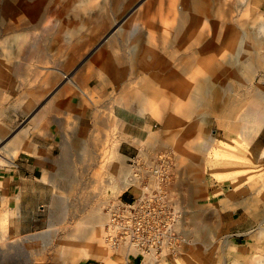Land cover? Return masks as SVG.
<instances>
[{
	"label": "rangeland",
	"instance_id": "rangeland-1",
	"mask_svg": "<svg viewBox=\"0 0 264 264\" xmlns=\"http://www.w3.org/2000/svg\"><path fill=\"white\" fill-rule=\"evenodd\" d=\"M6 1L7 0H0V42L8 38L10 32L14 29L25 32L23 22L19 21L22 18L20 9L16 8L14 12H7ZM36 1L40 0H24V2L20 3L19 7L32 5V3ZM42 1L44 2L43 9L36 17L34 24L40 28L45 26L51 28L52 26L54 32H50L47 42L45 43L48 50L53 48L52 46L57 42L58 38L55 34L63 29H69L75 32V42L81 40L90 43L68 72L69 74L74 73V75L81 74L86 71L84 68L85 65L89 62L92 63L90 69L84 72V74L86 77L90 76L91 81L87 82L92 84L93 89L90 91L86 89V91L92 93L94 91L96 96H98L100 92V104L90 109V113L88 114L93 112L94 114L91 119V116L85 118L82 125L87 130L86 133L88 135L101 133L102 139L108 140H106L108 145L105 146L104 153H102L100 157L103 162H101L100 159L98 167L90 170L89 173L87 171L83 175L85 192L84 190L83 192L79 191L69 197L63 187L56 189L48 180L43 181L41 179L44 172H47V179L51 177L52 174L60 173V171H62L61 167L70 161H68V159H63L61 156V133H54L53 136L48 137H44L39 133H33L29 136L27 141L34 144L37 149L35 156L33 157L24 152H20L12 167L3 166L0 169V178L7 179L8 182H11L13 178L17 179L19 176L21 177V185L19 188L13 189L9 187L10 191L4 192L7 199L5 203L3 202V198L0 197V243L4 242L1 239L3 233L7 235L5 239H13L11 243L0 246V264H66L60 254L61 250H63L61 246L63 243L62 238L65 239V235L68 236L69 233L75 232L76 225L78 222H82V220L83 224L86 223L88 228L90 216L99 202L101 204L102 202H107L110 199L119 197L126 200L127 195H130V191H127L129 187L121 192L107 188L99 193V189L96 186L88 184L89 179H87L95 174L98 168L100 171L103 170L101 176H104L102 178L108 176V169L102 165L107 161L106 158L111 153L110 146L116 143L115 139L121 143L119 147L120 154L128 156L129 158H134L141 154L142 150L144 152L147 151L148 154L149 152L153 153V151L172 152L182 172L176 185L177 192L181 195L182 203L185 205L187 211L191 212L194 208V205L190 202L192 187L197 186L200 189L196 204L204 216V220L208 222V228L213 230V233L210 236L208 235L211 238H208V247L205 242H198L195 245L185 248L184 252L180 255L165 260L162 264H264V158H261L264 152V126H260L258 127L260 129H258L256 128L257 126H255V122L249 123V128H252L250 133L253 132L251 134L247 132L246 135L233 126V122H236V120L238 121V118H240L239 115L249 106L254 97L255 89L259 87L264 88V61L253 76L248 77L240 74L239 78L241 79H237L238 82H241L240 84L231 78L219 77L218 86L220 84L219 90L224 97L220 101L223 111H214L212 113L209 107L208 115H206V122H197L198 131L189 135L188 133L180 132L179 128L169 130L167 131L168 133H161V122L151 111H145V113L141 115L125 114V117H130L132 123L131 126L124 125L122 127L123 133H121V129L117 128L114 123H110L105 131L102 129V131L99 130L98 132L96 131V116L103 113L102 116L104 119L106 121L109 119V115L111 113L113 114L112 111L115 107V101H117L119 97H122L123 88L121 82L116 85V89L114 90L102 87V76L108 77L112 72L97 66V63L93 65L96 59H104L99 50L107 44H110L112 40H116L120 46H123L124 37L121 33V27L129 25L134 19L138 24L140 23L139 26L144 25L147 32H149L148 26L151 23L157 26V33L158 31L163 32L165 26L173 22V18H169L168 14L172 0H138L129 6L126 4L128 0H121V8H119L118 11H110L109 8L107 10L105 7L103 13L100 11L99 7L105 2L106 5H104L107 6L111 1ZM244 1L245 0H208V40L212 39V36H215L216 32L218 33L215 37L220 36L221 38V34L223 35L226 31V25L224 24L226 22H229L230 28L236 31H240L241 26L239 25L243 24L246 34L258 33V35H264V0H253L252 4L249 5H245L246 3H244ZM140 2L142 6H149V10L147 9L145 11V13L148 12L147 15H136L135 8L138 7ZM180 3L181 0H178L177 7H181ZM174 4H176V0H174ZM12 14L15 16L14 20L12 19ZM102 22L105 23L106 26L103 30H100ZM214 24L217 26H212ZM201 25L202 24L197 28L198 30L201 28ZM214 27L215 31L213 29ZM11 28L14 29L8 31V29ZM155 40H158L157 43L161 45L164 39L158 34ZM233 41L234 40H229L227 43H219L218 47L208 46V52L206 53L207 57L203 60L199 59L194 71L199 70L207 61L209 65L211 62L221 59L225 51H227V45L232 44ZM30 45H32V43H29L26 49ZM121 53L125 54L126 51L121 50ZM262 53H264V50H262ZM148 56L149 55L146 54L144 57L147 58ZM198 57L199 55L197 54V60ZM147 59L153 61V58L150 56ZM54 60L55 59L51 60L46 65L43 64V66H39V70L42 71L41 69H47V67H59L53 65ZM28 62L37 61L30 59L27 53H22V57L6 59L3 64L0 63V71L3 69V66L6 67V72H8L10 75L9 77H12L11 79L16 82L15 85H23L22 80L15 75V71L20 73L19 76L26 72L25 64ZM185 79L186 78H179L172 81V83H177V81L179 82L180 80L184 81ZM242 80H244V82ZM3 86L6 85L0 82V87ZM10 95V89L6 90V92L3 90V92L0 93V109L3 107L15 108L13 107L15 105V98ZM7 97H9L10 100L5 102L4 99ZM116 98L118 99L116 100ZM110 104L114 107L110 106ZM237 104L241 105L237 109L236 114L234 117L228 118L227 115L234 110V106ZM10 114L17 128L24 126L29 120V116L20 117L18 114H15L13 110ZM185 122L189 123L190 119H187ZM202 128L203 133H200L199 130H202ZM124 134L130 135L131 139L124 137ZM152 134L155 138H160H158L160 143H154ZM212 138H214L215 141L210 150L204 148L202 151H196L192 147L194 143L203 144L205 141ZM165 140L167 142H163ZM162 142L165 143L168 148H166V145ZM80 153L77 152L75 157L83 161L80 159ZM106 154L108 156H106ZM250 154L254 156L252 159L249 158ZM41 156H43V158H41ZM45 158H47V160ZM114 158L118 157L113 156V159ZM195 158H197L199 164L196 169H190V163ZM85 160H88V157H86ZM86 163L85 161L84 164ZM129 163L130 160H126V166H129ZM67 164L72 166L73 163L71 161ZM79 170L80 169H77L78 173L81 172ZM95 188L97 191H95ZM55 194L63 196L64 201L62 204H54L56 200ZM93 194H97L98 196H93ZM90 195L91 198H94V201H85ZM222 199L225 200L221 201ZM81 205L84 206V210L76 217L75 213H72V211L76 212V210L74 211L73 209ZM72 206L74 207L72 208ZM104 207L102 205L105 214L106 211ZM70 208H72L71 211ZM226 212L235 213L234 218L231 219L232 223L230 224H227L223 217V213L225 215ZM4 214L8 215V222L6 225L2 220ZM242 224L245 226L246 233L243 235L239 233L240 235L237 237V227ZM56 228H60V231L57 233L55 231ZM43 232L48 236L47 241H51L48 246L44 245L43 242L38 243V241L26 239L30 234H40ZM1 240L3 242H1ZM29 240L31 241L30 243ZM103 240V253L101 256L109 255L110 257H115L117 252L118 254L123 253V249H112L106 240V234H104ZM6 241L8 240H5V242ZM86 260L88 259H84L77 264H83ZM96 260H98V262L100 261V259Z\"/></svg>",
	"mask_w": 264,
	"mask_h": 264
},
{
	"label": "bare ground",
	"instance_id": "bare-ground-1",
	"mask_svg": "<svg viewBox=\"0 0 264 264\" xmlns=\"http://www.w3.org/2000/svg\"><path fill=\"white\" fill-rule=\"evenodd\" d=\"M105 1H111V2L107 6H105L106 2L104 3L105 5L103 4L101 6L100 4L101 7H99V9L102 13L105 10V7L107 10L109 8L110 11L112 10L118 11V9L121 8V4H120L121 0H105ZM137 1L138 0H128L126 4L127 6H129L130 4H133ZM22 2H24V0L6 1L7 12L10 11L14 12L16 8L20 9V13H21L20 15L22 16V18L19 21L23 22L25 32H22L20 30H15L14 28H13L14 30L12 28L8 29V31L10 30L13 31L10 32L9 34L10 36L8 38L0 42V47H1L0 62H4L6 61V59L8 60V59H13V58L15 59L18 57H22V53H27L30 59L42 64H47L51 60L53 59L56 60L60 56L64 55L63 66L67 71H69L71 67L74 66L76 61L81 57L82 52L85 50V48H87V46L90 43L88 41H81V40L75 42L74 41V37H76L75 32L69 29L67 30L63 29L59 31V33L55 34L58 38L57 42L55 45L52 46L53 48H50L48 50L46 48L47 45L45 43L47 42V39L49 37L48 35H50V32H54V30H52V26L50 25L51 28H48L47 26L40 28L36 24H34L36 17L40 14L41 10L43 9L44 2L40 0V1H36L35 3H32V5L19 7L20 3ZM177 2L178 0H176V4H174V0H172V2L170 3V10L168 14H169V18H173V22L167 24L163 32L158 31L157 33L156 31L157 26L153 23H151L148 26L149 32H147L145 30L144 25L139 26L140 23L138 24L134 19L129 25L125 27L123 26L121 27V33L124 37V45H123L124 47L120 46L116 40H112L110 44H107L106 46H104L102 49L99 50L100 54L104 57V59L102 60L97 59L98 66L104 68L106 71L112 72V74L109 75L108 77L102 76L101 79L103 83L102 86L108 87L110 88V90H114L116 89V85H118L121 82L123 85L122 88L123 99L122 97H119V99L116 98V100L117 99L118 100L115 101L116 102L115 107L110 104V106L114 107V110L112 111L113 114L111 113L109 115L110 117L108 116L109 119L107 121L102 116L103 113L96 116L95 118L96 131L99 132V130L102 131V129H104L105 131V129L109 127L110 123H114L117 128L121 129L122 126L124 125L125 114L141 115L144 114L145 111H151V113L157 116L158 120L161 122L160 123L162 125V130L160 131L161 133H166L169 130H174L179 128L180 132L188 133L189 135L193 132L198 131L197 122L199 121L206 122V115H208L209 107L211 108L212 113L214 111H219V112L223 111L220 105L221 104L220 101L224 97L223 95H221V92L219 90L220 88L219 87L220 84L218 86L219 77L231 78L234 81H237V79L238 80L241 79L239 78L240 74L248 77L253 76L256 70L258 69V67L262 65V62L264 61V53H262V50H264V35H258V33L246 34L243 24L239 25L241 26L240 31H236L235 29L230 28L231 26L229 22H226L224 23L226 25L225 26L226 31L224 30L225 33L223 35L221 34V38L220 36L215 37L218 33L216 32V35L215 36L213 35L214 38L212 36V39L208 40L209 39L208 38V0H181L180 3L181 7L179 6L177 7ZM252 2L253 0L244 1V3H246L245 5L252 4ZM147 9L149 10V6L147 7L142 6L140 2V4H138V7L135 8L136 15L137 14H140V16L147 15L148 12L145 13ZM14 18L15 16L12 14V19L14 20ZM200 24L202 25L201 28L198 30L197 28L200 26ZM217 25L214 24L212 26H217ZM105 26L106 24L102 22L100 26V30H103ZM213 29L215 31V27ZM158 34L159 36H162L164 39L163 43L161 42L162 46L160 45V43H157L158 40L157 41L155 40ZM229 40H234V41L232 42V44L227 45L228 47L226 48L227 51H225L221 59L215 60L211 62L209 65L207 61L204 64V66H202L199 70L194 71L197 63L199 62V59L203 60L204 58L207 57L206 53L208 52V46L218 47L219 43L222 42L227 43ZM29 43H32V45H30L26 49ZM121 50L122 51L125 50L126 53L122 54ZM145 53L150 57H152L153 61H149L147 59L149 56L145 58L144 57L146 56ZM197 54L199 55L198 60L196 59ZM91 65L92 63L89 62L88 64L85 65L84 68L88 70L90 69ZM179 78L180 79L186 78V79L184 81L180 80L179 82L177 81V83H172V81ZM65 79L70 85L72 84L82 88L80 81L71 77V75L67 74ZM36 80L37 79H35V82ZM242 81L244 82V80ZM238 83L240 84L241 82ZM83 92L85 94H88L87 91H85V89H83ZM44 94L46 95L47 93H43V94L39 93L37 94V96L40 95L43 97ZM52 99L50 100L51 102ZM54 102L55 101H53L52 104H55ZM240 105L241 104L235 105L234 110H232L229 113V115H227V117L228 118L234 117ZM46 106L52 107V105L49 104ZM51 107H49V109ZM239 117L240 118H238L239 119L238 121L236 120V122H233V126L236 129L238 128L239 130L244 132L243 133L244 135H246L247 132L250 133V131L252 130V128H249L250 126H248L249 123L255 122L256 124H258V125L255 124V126H257L256 128L260 126H264V88L259 87L258 89H255L253 99L251 100L247 109L243 113H241ZM187 119H190L189 123L185 122ZM68 123L70 124V122ZM71 130L74 131L75 133H83L81 130H75L74 127H71L70 131ZM199 131L200 133H203V128L202 130ZM88 137L89 138L87 139L85 138L83 142L82 139H80L79 141L81 142L78 144V146L83 149L85 156L87 155L91 156V159L97 158L98 155H100L101 157L102 153H104L103 151L105 146L108 145V143H106L107 139H102L101 133H93L90 134V136ZM152 137L154 143L155 142L160 143L158 141L159 137L155 138L154 135ZM214 141L215 139L212 138L210 140L205 141L203 144L194 143L192 147L196 151L199 150L202 151L204 148L210 150L213 147ZM115 142L114 145L110 146V152L113 155L110 153L109 154L110 157H109L106 154V156H108L106 158L107 161L104 160L105 165L104 164L102 165L108 169L109 171L108 176L102 178L104 176V175L101 176L103 170L100 171L98 168V171L95 174H93L90 178H87L89 179L88 184H90L91 186H96L99 189L98 191H100L99 193H101L102 190H105L107 188L109 189L111 188L121 192L122 190L130 187V185L132 184V180H131L132 168L130 163L129 166H126V160H128V157L120 154L119 147L121 143L116 141V139ZM163 142H167V141L165 140ZM77 143L75 144L77 145ZM8 147L10 148V146ZM90 147H94V150H91ZM166 148H168L167 145ZM63 152L66 151L63 150ZM84 154H81V156ZM94 155L95 157H93ZM113 156L118 158L113 159ZM148 156H149L148 154L147 155L140 154V157L143 158ZM253 157H254L253 154L249 155L250 159H252ZM73 158H72V162L74 161ZM261 158L263 159L264 156L261 155ZM97 159L95 160L97 161ZM101 162H103L102 159ZM88 164H90V162H88ZM198 164L199 163L197 161V158H195L191 161L190 167L192 169H196ZM76 168L72 167L71 165H68V167L65 168L66 172L60 174L61 176L64 174L66 176V177L62 176L66 180L65 186L62 187L66 190L69 197L78 193L79 191L83 192L85 186V183L83 182V178H84L83 175L87 171L89 173L90 170H93L91 166L81 167L79 170L81 172L78 173ZM180 177L181 174L179 176V179ZM95 191H97L96 188ZM97 194L96 195L93 194V196L97 197L98 196ZM91 195L89 198L87 197L85 201L93 200L94 198H91ZM62 199L63 196L59 195V197L57 198V203L55 204L58 203L62 204V202L64 201V199L63 200ZM109 201L102 202L104 204L102 203L100 204L99 202L98 205L94 208V211L90 216V222L88 228H87V224L86 223H85L86 225L83 224V220H82V222H78V224L76 225L75 232L69 233L68 236L65 235L66 237L65 239L62 238L63 243L61 244V246L63 250H61L60 254L64 262L73 263L83 259L97 257L98 254L97 251L102 247L101 245L104 243L103 236L104 234L107 233V225L110 220L108 213L104 214L102 205L103 207L108 205ZM73 207L74 206H72V208ZM72 208H70V211ZM73 210L74 211L76 210V212L72 211V213H75V216L77 217L79 213L83 212L84 206L83 205L78 206V208ZM195 229L196 232L200 235L208 230V225L205 222L203 223L199 221L196 222ZM55 231L56 233L59 232L60 228H56ZM45 232L40 234H30L26 237V239H30L31 241H38V243L43 242L44 245L48 246L51 241H47L48 236H46ZM191 234L193 235V233ZM187 238H188L187 241V245H188L189 243H191L188 233H187ZM208 238L211 239L209 236ZM2 239L4 242L1 240V242L3 243H0V246L1 245L4 246L6 245V243L12 242L11 239H5V237H3ZM5 240L8 241L5 242ZM30 240L29 243L31 242ZM109 244L112 247V249L115 250L122 249L121 247L113 248V245L111 243ZM185 247L186 246L183 247L181 253H183ZM123 253L118 254L117 252V254L115 253L117 255V256L115 255V257L114 256L110 257L108 255V259L106 260V263L126 264V261L128 259L127 257L128 253L125 252L124 249H123ZM145 257L148 259H145L144 264H149L151 263V261L155 262V257L153 255H146Z\"/></svg>",
	"mask_w": 264,
	"mask_h": 264
},
{
	"label": "crops",
	"instance_id": "crops-1",
	"mask_svg": "<svg viewBox=\"0 0 264 264\" xmlns=\"http://www.w3.org/2000/svg\"><path fill=\"white\" fill-rule=\"evenodd\" d=\"M63 60H64V55L60 56L53 62L54 66H59V67H47V69H41L42 71H40L38 68L39 66H43L42 63H39V62H31V63L28 62L26 64L24 63L26 65V72H24L23 74L19 76L20 73L15 71V75L18 76L20 80H22L23 85H20V84H17V86L15 85L16 82L11 79L12 77L11 78L9 77L10 75L8 74V72H6V67L3 66V69L0 71V82L3 83V85H6L3 87H0V93H2L3 90L4 92H6V90L10 89L11 90L10 96H13L15 98V105L13 106L15 107L14 109L8 108V107H3L0 109V169L3 166L12 167L15 164V159L17 157L16 155H18L19 152H24L33 157L35 156V153L37 152L36 146L27 141L29 136L32 135L33 133H39L40 135H43L44 137L53 136L54 133H61V136H62V142H61L62 153L61 154H62L63 159L65 160L68 159V161L70 160L69 162H71L72 158L74 157L73 160L74 161L76 160V161L72 162L73 163L72 167L74 168L77 167L76 169H80L81 167H90V166L93 169H95V167H98V164L100 162V155L97 156L98 159L95 158L97 159V161L94 158L91 159V156H88V155H87L88 160H85V157L87 156H85L83 149L79 147L78 144L81 142L79 141L80 139H82V142H83L85 138L87 139L89 138L88 136H90V134L88 135L87 133H85L87 130L84 128L82 123L85 118H88L90 116H91L90 119L92 118V115L94 114V112L91 114H88V113H90V109H93L95 106H98L100 104L99 98L101 94L99 92L98 96H96L94 91L93 93L87 92L88 94H85L83 92V89H85V91L86 89L88 91L93 89L92 84L87 82V81H91L90 76L86 77V75L84 74V72H87V70L77 75L76 74L74 75V73L69 74V72L63 66ZM0 63L3 64L4 62H0ZM95 63H98L97 59L96 61H94L93 65H95ZM67 74L79 80L82 88L76 85H72V84L70 85L65 79ZM35 79H37L36 82H35ZM68 87L70 90L68 89ZM104 88L108 89V87H105V86ZM39 93L41 94L47 93L48 95L44 94L43 97L40 95L37 96V94ZM28 96L31 98H29ZM51 99H52V102L50 101ZM4 100L6 102L10 99L9 97H7ZM53 101H55L54 102L55 104H52ZM48 104L52 105V107L49 106L51 107L50 109L48 106H46ZM11 109L15 112V114H18L20 117L29 116L28 122L24 126L17 128V125L12 120V116L10 114V112H12ZM35 116L38 118H36ZM33 119L36 121H34ZM67 121L70 122V124ZM131 123H132V120L130 119V117H125L124 125L131 126ZM72 124L73 125L75 124V125L73 126ZM66 126H67V129H66ZM70 126L74 127L75 130H81L83 133H75L72 130L70 131L71 129ZM121 133H123L122 128H121ZM124 137L131 139L130 135L124 134ZM75 143H77V145ZM8 146H10V148ZM90 149L94 150V147H90ZM63 150H65L66 152H63ZM77 152L78 153L81 152L80 156L81 154H84L80 158L83 161H80L77 159V157H75V154ZM142 154L147 155L148 153L147 151L144 152L142 150L141 155ZM262 155L264 156L263 153ZM93 157H95V155ZM41 158H43V156H41ZM45 159L47 160V158ZM130 159L131 158L128 157V160ZM84 160L87 162V164L88 162H90L91 165L90 164L84 165V162H85ZM79 162H82V163H79ZM66 164L63 167H61L62 173L60 171V173H58L59 175L57 173H56L57 175L52 174V176L49 177L50 178L49 180V178L47 179V172H44L41 176V179L43 181L48 180L53 185V187L56 189L59 187L61 188L62 186H65L66 180L64 179V177H62V176H65V174L62 176L60 174L65 173L66 172L65 168H67L68 165H70V164L68 165ZM79 164L82 166H80ZM190 169L192 168L190 167ZM56 181H57V184H56ZM20 185H21L20 176L17 179L16 178L11 179V182H8L7 179L0 178V192H1L0 197L3 198V202L7 200L6 196L4 195V192L6 191L9 192L10 191L9 187H12L13 189H17L19 188ZM193 187L191 189L192 196L190 197L191 198L190 202L194 204V208L192 209L191 212L188 211L189 226L191 224L190 230L188 231V236L190 238L191 243H189L185 248H187L188 246L195 245L198 242H205L208 247V235L210 236L213 233V230L208 228V230L205 233H202L200 235L196 232V229H195L196 222H199V221L203 223L205 222L207 225H208V222L204 220V216L202 215V213L200 212V209L198 208L196 204V200L199 196L200 189L197 186H195L194 188ZM59 195L60 194H55L56 203H57V198L59 197ZM129 197L130 196L127 195V199ZM224 200L225 199H222L221 201H224ZM55 201H54V204H55ZM234 215L235 213H231V212H226L225 215L223 213L225 222L227 224L232 223L231 219L234 218ZM2 220L3 222H5V225H6L8 222V215L5 214ZM237 228H238L236 230V232L238 233V235H236L237 237L240 235L239 233H241L242 235L246 233V229L243 224L238 226ZM191 233H193V235ZM263 234H264V231H263ZM3 235L1 239L3 237H7L6 233L5 234L3 233ZM96 244H99V243H96ZM102 251H103V246L97 251L98 252L97 257H94L93 259L87 258L88 260H86L83 264H110V263H106V260L108 259V255L101 256L103 253ZM96 259H100V261L98 262V260ZM144 261L140 257H129L126 261V264H144ZM78 262H73V263L68 262V263L77 264ZM64 263L67 264V262H64ZM149 264H162V263H158V262L153 263V261H151V263Z\"/></svg>",
	"mask_w": 264,
	"mask_h": 264
},
{
	"label": "built area",
	"instance_id": "built-area-1",
	"mask_svg": "<svg viewBox=\"0 0 264 264\" xmlns=\"http://www.w3.org/2000/svg\"><path fill=\"white\" fill-rule=\"evenodd\" d=\"M130 159V197L110 199L106 240L127 257L153 255L163 263L180 255L190 230L188 211L177 192L181 171L172 152L156 151Z\"/></svg>",
	"mask_w": 264,
	"mask_h": 264
},
{
	"label": "trees",
	"instance_id": "trees-1",
	"mask_svg": "<svg viewBox=\"0 0 264 264\" xmlns=\"http://www.w3.org/2000/svg\"><path fill=\"white\" fill-rule=\"evenodd\" d=\"M126 200H127V198H126Z\"/></svg>",
	"mask_w": 264,
	"mask_h": 264
}]
</instances>
